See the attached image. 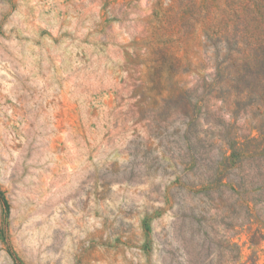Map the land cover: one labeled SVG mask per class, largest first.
Wrapping results in <instances>:
<instances>
[{"label": "rangeland", "instance_id": "1", "mask_svg": "<svg viewBox=\"0 0 264 264\" xmlns=\"http://www.w3.org/2000/svg\"><path fill=\"white\" fill-rule=\"evenodd\" d=\"M242 146L264 0H0V264H264Z\"/></svg>", "mask_w": 264, "mask_h": 264}, {"label": "trees", "instance_id": "2", "mask_svg": "<svg viewBox=\"0 0 264 264\" xmlns=\"http://www.w3.org/2000/svg\"><path fill=\"white\" fill-rule=\"evenodd\" d=\"M259 150L264 151V148L260 149V147L257 146V147H254L253 149H250V148L246 149L245 146L244 147L242 146V147H240V149H237L236 147H234V149H233L234 153L237 151H240V152H242V154H245V153H248L251 151H259Z\"/></svg>", "mask_w": 264, "mask_h": 264}]
</instances>
